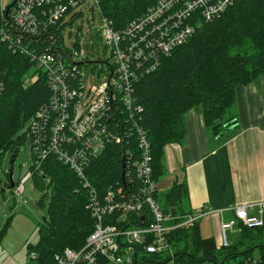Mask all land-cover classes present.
<instances>
[{"label": "built area", "instance_id": "obj_1", "mask_svg": "<svg viewBox=\"0 0 264 264\" xmlns=\"http://www.w3.org/2000/svg\"><path fill=\"white\" fill-rule=\"evenodd\" d=\"M231 3L157 0L121 29H115L113 21L102 13L99 0H15L9 8L1 7V39L29 55L36 67L45 71L50 90L47 102L31 116L26 130L31 140V165L39 168L52 156L72 170L87 191L86 208L94 219L84 245L55 253L56 264H96L100 256L108 264H137L147 253L172 254L167 233L193 226L201 215L212 212L198 209L184 215L180 223L168 224L171 217L155 199L150 141L133 117L132 89L136 69L145 64L149 70L158 67L194 34L196 26L219 18ZM192 15L190 24L187 20ZM22 34H43L51 45L34 53L20 44ZM94 41L102 43L96 52ZM84 63L90 65L89 71L81 67ZM110 143L123 146L127 184L109 186L100 193L88 179L87 169ZM30 175L28 170L14 184L15 194L22 193ZM252 205H236L235 219L220 222L218 247L229 245L227 231L236 224L238 231L264 226L262 206L251 213ZM137 217L147 224L136 225ZM166 264L175 263L171 259Z\"/></svg>", "mask_w": 264, "mask_h": 264}, {"label": "trees", "instance_id": "obj_2", "mask_svg": "<svg viewBox=\"0 0 264 264\" xmlns=\"http://www.w3.org/2000/svg\"><path fill=\"white\" fill-rule=\"evenodd\" d=\"M156 1L99 0L102 13L113 21L115 29L125 27ZM1 9L0 29L4 26ZM193 18L190 16L187 22L191 24ZM20 40L34 53L51 45L43 34H22ZM9 44L0 35V159L7 151L17 155L28 137L26 131L19 133L20 130L50 95L45 71L36 67L29 55ZM263 72L264 0H232L219 18L196 26L194 34L164 57L158 67L149 70L145 64L136 69L133 117L150 141L154 178L162 174L164 147L182 139V118L190 109L199 106L205 126L212 134H219L222 125L211 128L217 123L231 125L224 116L234 103L235 87L254 81ZM31 77L34 79L26 82ZM129 139L133 142L132 137ZM122 153V145L110 143L87 169L88 179L100 193L120 185L123 170L127 184L128 163L125 159L122 167ZM32 166L28 165L30 178L43 191L42 197L49 195V202L48 217L38 228V239L28 247L36 253L39 264H56L55 253L66 247L78 250L84 245L94 219L86 208L87 191L67 166L52 156L40 169ZM186 197L185 184H173L167 191L155 194L162 211L172 216L168 224H178L188 214ZM41 202L42 199L38 206ZM134 223L146 225L147 221L141 224L137 217ZM263 227L242 228L237 241L226 247H217L212 237L202 238L197 222L186 228L176 227L166 235L172 254L147 253L136 263L166 264L172 259L175 264H264ZM3 232L5 227L0 230L1 237ZM96 264L108 262L100 256Z\"/></svg>", "mask_w": 264, "mask_h": 264}, {"label": "crops", "instance_id": "obj_3", "mask_svg": "<svg viewBox=\"0 0 264 264\" xmlns=\"http://www.w3.org/2000/svg\"><path fill=\"white\" fill-rule=\"evenodd\" d=\"M234 96L228 112L232 127L221 126L220 134L205 126L198 106L183 116L184 135L164 147L162 174L156 180L158 194L173 184L186 185L188 213L212 211L198 218L197 227L200 236L212 237L217 247L219 224L235 219L236 205L253 204L251 213L261 205L264 220V72L248 84L237 85ZM234 227L227 231L229 244L238 238V225ZM2 239L0 235V264H39L28 247L38 237L16 249H7Z\"/></svg>", "mask_w": 264, "mask_h": 264}, {"label": "rangeland", "instance_id": "obj_4", "mask_svg": "<svg viewBox=\"0 0 264 264\" xmlns=\"http://www.w3.org/2000/svg\"><path fill=\"white\" fill-rule=\"evenodd\" d=\"M12 0H0V8L11 4ZM98 42V41H97ZM96 52L102 48V43L93 44ZM81 67L87 71L90 65L85 63ZM199 107V106H198ZM227 110L224 120L228 118ZM28 119L19 133L27 130L30 123ZM223 126V125H222ZM232 127L230 125L228 128ZM220 134V133H219ZM28 136V135H27ZM12 152L7 151L0 159V230L5 227L8 231L5 236L1 237V244L7 249L20 248L24 242L33 241L38 237V228L43 223V217H48L49 195L42 197L43 191L34 185L32 178H27L23 183V191L15 194L13 188L8 189L9 172L12 171L11 178L14 184L20 182L21 171L23 166L32 164V151L30 138L27 137L25 142L20 146L17 155L14 157L12 165L10 164ZM42 199V202H38ZM34 202L38 208H34L30 203ZM189 245L192 246L191 236ZM192 248V247H191Z\"/></svg>", "mask_w": 264, "mask_h": 264}, {"label": "water", "instance_id": "obj_5", "mask_svg": "<svg viewBox=\"0 0 264 264\" xmlns=\"http://www.w3.org/2000/svg\"><path fill=\"white\" fill-rule=\"evenodd\" d=\"M14 1H15V0H12L11 3H14ZM6 8H9V5H8ZM221 125H223L222 127H226V126H227V124L217 123V124H215L211 129H212V130H215V129L219 128ZM225 129L227 130L228 127L225 128ZM13 161H14V155L12 154V158H11V161H10V164H11V165H12ZM124 161H125V158H124V156H123V157H122V167H124V165H125V162H124ZM27 172H28V165H25V166H23V168H22L20 178H23L24 175H25ZM11 175H12V171L9 172L8 189H12V188L14 187V182H13V180H12V178H11ZM121 180H122V183L124 184L123 171H122ZM29 203H30L34 208H38V206H37L34 202L29 201ZM144 219H145V216H141V220L144 221ZM44 220H46V217H43V221H44Z\"/></svg>", "mask_w": 264, "mask_h": 264}, {"label": "bare ground", "instance_id": "obj_6", "mask_svg": "<svg viewBox=\"0 0 264 264\" xmlns=\"http://www.w3.org/2000/svg\"><path fill=\"white\" fill-rule=\"evenodd\" d=\"M215 20V19H214ZM46 77V76H45ZM2 85V84H1ZM1 87V86H0ZM49 97V96H48ZM47 101V100H46ZM139 123V122H138ZM143 128V127H142ZM103 153V152H102ZM45 161V160H44ZM63 165V164H62ZM31 167V166H30ZM33 167V166H32ZM32 169V168H31ZM40 169V168H39ZM72 171V170H71ZM124 171V170H123ZM73 172V171H72ZM124 173V172H123ZM75 174V173H74ZM76 175V174H75ZM135 176V175H134ZM8 185V184H7ZM86 190V189H85ZM87 194V193H86ZM88 199V198H87ZM145 211V210H144ZM185 215V214H184ZM172 217V216H171ZM63 251V250H62ZM254 263V262H253ZM252 263V264H253Z\"/></svg>", "mask_w": 264, "mask_h": 264}]
</instances>
